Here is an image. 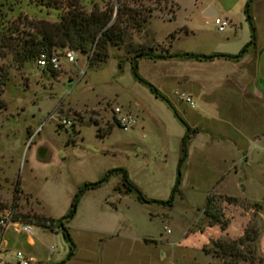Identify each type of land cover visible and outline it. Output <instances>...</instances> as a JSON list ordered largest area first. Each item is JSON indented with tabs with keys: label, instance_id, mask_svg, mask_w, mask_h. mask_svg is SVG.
Wrapping results in <instances>:
<instances>
[{
	"label": "rangeland",
	"instance_id": "374dc122",
	"mask_svg": "<svg viewBox=\"0 0 264 264\" xmlns=\"http://www.w3.org/2000/svg\"><path fill=\"white\" fill-rule=\"evenodd\" d=\"M73 1L0 0V215L18 214L33 230L32 237L12 224L0 230V264H14L16 252L30 254L35 264L63 260L68 246L60 231L33 225L32 215L59 220L77 189L109 170H124L145 200H168L185 129L132 78L135 51L236 54L249 39L246 0H141L147 16L143 27L126 28L123 44L108 48L103 62L88 64L89 53L73 52L72 63L60 60L56 77L33 60L19 66L14 53L32 25L57 23ZM77 1L86 13L113 3ZM209 10L213 16H206ZM248 14L254 43L239 62L137 60L138 76L195 130L185 143L178 193L170 207L143 204L124 191L118 174L85 191L65 224L75 249L72 264L100 258L109 264H221L212 255L213 244L242 239L246 232L254 237V264H264V100L249 86L252 79L264 89V0H251ZM214 18L226 22L223 32L215 30ZM65 51L51 53L61 57ZM239 77L248 86L245 92L226 91ZM113 108L133 118L130 129L117 127ZM63 119L71 125L59 126ZM208 197L223 231L207 226L202 211ZM99 228L118 235L101 252L97 235L85 233Z\"/></svg>",
	"mask_w": 264,
	"mask_h": 264
},
{
	"label": "trees",
	"instance_id": "16d2710c",
	"mask_svg": "<svg viewBox=\"0 0 264 264\" xmlns=\"http://www.w3.org/2000/svg\"><path fill=\"white\" fill-rule=\"evenodd\" d=\"M140 1L141 0H113L111 6L108 7L106 4L105 9L102 11L93 8L86 13L81 10L78 1L74 0L69 4L70 8L59 17L57 23L49 24L45 22H38L33 24L32 33L27 35L15 50V59L18 65L22 66L26 62H30L32 60L36 61L38 56L42 53L46 56H49L53 50L60 49L78 52L81 55H86L89 53L90 56L87 59L88 64L101 63L107 58L108 48H117L123 44L126 28L129 27L132 30L139 32L143 27L147 20V16L142 14L146 10L143 9ZM250 1L251 0H246L243 7L244 21L246 22L249 30V39L235 55L220 53H215L208 56L189 53L180 55H154L151 48L146 50H137L134 52V55L130 61V72L132 78L134 81L144 86L155 99L163 102L171 110L173 117L176 118L185 129V134L181 138L180 156L176 164L173 187L171 188L167 201H147L142 197L137 189L131 186L124 170L112 169L107 171L98 181L93 183H85L79 187L70 201L66 214L59 220L54 221L42 216L32 215L34 219L33 225L40 226L50 231L53 230L52 227H57L63 240L67 244V253L64 259L58 264H64L74 255L75 249L66 230L65 224L74 217L80 197L85 191L100 187L108 180L111 175L118 174L120 176L121 185L124 191L126 193H133L138 202L143 204L157 203L167 207L171 206L173 196L178 193V186L181 176L180 170L186 158L185 143L188 140V133H194L195 130L190 131L189 128H187L186 125L178 118L167 99L162 96L153 86L138 76L137 60L148 59L155 61L166 60L169 58H182L193 59L196 61H212L215 59L238 61L242 58L245 51L254 43V27L248 14V5ZM129 2L137 4L138 7L130 8L128 5ZM114 8L116 9L115 16L111 22V16L113 14ZM121 21L124 24H117V22ZM170 37L172 38L173 35H170ZM50 73L53 77H56L55 71H50ZM110 129L111 128H107L104 134L108 133ZM18 193L19 181L17 179L13 187V201H15V197ZM202 212L207 220L208 227L219 225L220 230H224L225 224L219 221V216L217 212L214 211L212 206V198L208 197L206 199ZM20 217L21 216L18 214H14L13 223L32 225L22 222ZM46 223H48L50 226L47 227ZM253 242L254 237L250 235L249 232H246L242 239H237L230 242L214 243L212 255L217 258L221 264H254V254L252 247ZM202 252L206 255L208 254L206 250L202 249Z\"/></svg>",
	"mask_w": 264,
	"mask_h": 264
},
{
	"label": "built area",
	"instance_id": "2783aa9c",
	"mask_svg": "<svg viewBox=\"0 0 264 264\" xmlns=\"http://www.w3.org/2000/svg\"><path fill=\"white\" fill-rule=\"evenodd\" d=\"M116 9L114 8L113 11V18L115 16ZM112 22V21H111ZM110 22V23H111ZM213 25L215 27V30L219 33L223 32L225 27L227 26L226 22L214 18ZM65 60L67 63H72L74 59V53L70 51H65L63 53V56H58L55 53H50L49 56H46L45 54H40L38 58L35 61V64L45 70L49 71H57L59 70L60 60ZM180 99H183L185 103H187L189 106H192L191 101L188 97L183 96L181 94ZM111 115L115 118V122L118 128H120L123 131H126L130 129L134 123V120L131 116L128 114H121L120 110L118 108H113ZM71 124L68 120L63 119L59 121V126L61 127H69ZM9 224H12L15 226L17 230H20L21 232L29 235L30 237L33 236V230L31 229L30 225H21L19 223H13V214L11 212H3L2 215H0V230H4ZM46 226L49 227L50 225L46 223ZM54 230V227H52ZM52 251V249L49 250V253ZM34 260L25 257L24 254L20 252H16L14 255V264H34Z\"/></svg>",
	"mask_w": 264,
	"mask_h": 264
},
{
	"label": "crops",
	"instance_id": "0c3cea01",
	"mask_svg": "<svg viewBox=\"0 0 264 264\" xmlns=\"http://www.w3.org/2000/svg\"><path fill=\"white\" fill-rule=\"evenodd\" d=\"M215 14V12H214ZM242 45V44H241ZM244 45V44H243ZM242 45V46H243ZM242 46H238L239 47V50L242 48ZM237 47V48H238ZM220 54H228V55H235V53L233 52H223V53H220ZM216 60V59H215ZM219 60H223V59H219ZM241 59L238 60V62L240 61ZM223 61H228V60H223ZM237 80L234 81L232 84H228L225 86L226 88V91L228 92H240V93H244L246 88H248L247 85H245L244 83V79L242 78H236ZM253 80L251 79L250 80V83L252 85H249L250 87H252V92L255 94V95H258V97H261L262 100H264V89L260 90L256 84H254L253 86ZM85 231V230H84ZM3 234V232H1ZM85 233H94L95 235H97V248L96 250L98 249L99 252H101V249L102 247L106 244V243H110L111 241H113L116 237H118V235L115 234V230L112 229H105V228H99V229H95L94 231H91V230H88V231H85ZM29 236V235H28ZM30 237V236H29ZM28 244L31 246L32 245V242L28 241ZM160 259L161 258H164L165 257V254L160 252ZM25 257L27 258H30L32 260L33 257H31L30 254H28V256L25 255ZM73 259L74 257H72L70 260H68L67 262H65L64 264H72L73 263ZM34 262L36 263V261L34 260ZM34 263V264H35ZM55 264H58V263H55ZM84 264H109L107 261L103 260L102 258L96 260V261H93L92 263L91 262H85Z\"/></svg>",
	"mask_w": 264,
	"mask_h": 264
},
{
	"label": "water",
	"instance_id": "95a60500",
	"mask_svg": "<svg viewBox=\"0 0 264 264\" xmlns=\"http://www.w3.org/2000/svg\"><path fill=\"white\" fill-rule=\"evenodd\" d=\"M205 14H206V16H213V11H210V10H209V11H207Z\"/></svg>",
	"mask_w": 264,
	"mask_h": 264
}]
</instances>
